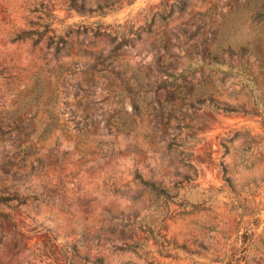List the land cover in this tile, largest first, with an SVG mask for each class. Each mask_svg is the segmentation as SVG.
<instances>
[{"label":"rangeland","instance_id":"1","mask_svg":"<svg viewBox=\"0 0 264 264\" xmlns=\"http://www.w3.org/2000/svg\"><path fill=\"white\" fill-rule=\"evenodd\" d=\"M259 97L264 0H0V264H264Z\"/></svg>","mask_w":264,"mask_h":264},{"label":"trees","instance_id":"2","mask_svg":"<svg viewBox=\"0 0 264 264\" xmlns=\"http://www.w3.org/2000/svg\"><path fill=\"white\" fill-rule=\"evenodd\" d=\"M252 115L259 116V122L261 124L262 129L264 130V99L262 97L256 98L254 101L252 100ZM222 110L230 112V111H237L238 109L224 106L220 107ZM52 122L50 123V127H46L43 129L41 134L39 135L38 141H44L51 133L52 127L51 125L56 123V117L54 115H51ZM33 131H28L24 129V135L26 136L24 139V142L28 140L29 135ZM25 154H24V167L26 166L27 159L31 157L32 155L36 154L38 148L34 144H28L25 146ZM56 155V154H55ZM40 161V159H39ZM41 163V161H40ZM32 171L29 174H24V190H29L30 186H25L26 181L31 177ZM136 177L139 179V181L144 184L145 186H150L152 189H156V183L145 179L141 173L137 172ZM3 181V185L0 187V205H7L9 208H12V205H10L11 201H17L21 205H27L28 203V193L22 194L19 189L17 188V184L13 183L11 186H7V184ZM14 209V208H13ZM4 214V213H0ZM5 216L12 221L14 216L11 213H6ZM256 224H249L247 223L243 229L242 236L248 238V240H251L254 235V228Z\"/></svg>","mask_w":264,"mask_h":264}]
</instances>
